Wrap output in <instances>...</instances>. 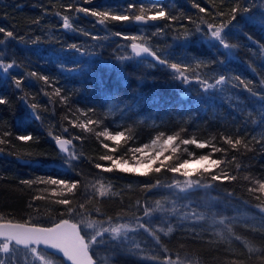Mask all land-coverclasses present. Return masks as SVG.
<instances>
[{"label": "trees", "instance_id": "16d2710c", "mask_svg": "<svg viewBox=\"0 0 264 264\" xmlns=\"http://www.w3.org/2000/svg\"><path fill=\"white\" fill-rule=\"evenodd\" d=\"M129 2L133 0H80V6L98 10H105L108 6L115 11H124ZM134 2L137 13L141 3L147 11L155 2L164 5L178 19L175 22H156L165 27L163 33L157 34L153 24L113 22L107 26L99 25L96 18L78 14L75 8L68 7L76 0H0V27L13 30L25 40L18 43L8 38L5 44L0 45L4 63L15 61L20 65L10 75L36 71L54 81L44 85L43 81L26 79L20 91L11 79H0V97L8 100L7 104H0V139L5 138V132L10 133L6 137L7 143L0 144V149H3L0 155V216H3V221L22 223L32 217L42 226H51L53 220L78 222L91 218L105 221V227H109L106 221L111 217L112 226L128 223L134 227L135 217H143V207L154 208L160 201L165 211L144 217L141 221L157 231L159 242L142 229L129 233L130 242L141 246L142 251L137 255L155 256L154 261L139 260L128 254L126 248L118 254L112 243H105L101 252L92 250V256L97 259L99 253H112L115 255L111 258L113 264H160L166 257L172 260L179 258L183 264H264V194L249 191L258 188V182H264V120L261 119L264 106L234 79L239 75L251 82L254 92H264V84L261 83L264 81V51L260 48L264 45V25L245 23L241 31L228 33V42L237 46L230 60L217 48H210L206 40L201 43V37L195 31L198 25L206 28L200 22L201 17L217 26L222 21L226 22L229 19L227 13L233 6L248 7L247 15L259 19L264 13V0ZM197 2L211 15L200 13L193 7ZM221 11L225 16L217 15ZM65 15L69 16L75 31L62 28ZM37 20L39 23H35ZM237 21L243 23L241 16H237ZM185 30L192 33L188 42L182 38ZM85 31L90 35L85 36ZM115 32L141 37L146 34L158 53L163 56L173 54L170 62L179 59L183 53L205 60L225 59V67L217 66L211 71L197 68L193 61L188 72L192 81L195 80L193 74L209 78V82H214L219 74L232 79L223 86V91L206 93L195 82L187 85L177 82L169 69L154 61L140 58L122 61L119 57L131 56L132 53L128 42L116 37ZM92 36L98 39L94 40ZM36 37H41L42 42L32 44ZM0 39H5L4 34H0ZM68 43H77L85 51L65 52L56 59L52 53L59 52L61 47L66 48ZM73 62L83 70L72 76L63 74L61 66H73ZM56 88L61 90L60 95L55 94ZM154 97L158 98V103H150ZM33 104L36 109L30 108ZM33 113L40 119L33 118ZM88 121L92 123L88 124ZM81 124H86L87 130L74 126ZM105 128L113 132L124 131L131 138L122 140L117 147L114 142L98 137ZM64 129L68 131L65 133ZM29 132L38 138V143L16 139L18 134ZM160 132L165 135L178 133L181 139L194 136L211 140L217 147L225 149V152L213 155V159L222 163L212 171L236 176V180L216 182L214 189H194L189 193H180L175 188L145 193L140 188L142 182L158 179L162 185H167L183 177L166 169L149 177H138L102 172L94 167L95 163L107 166V162L99 161V156L109 154L102 143H108L110 148H116V155L123 156L130 148L149 142ZM55 135L71 139L76 153L81 156L80 161L74 162L72 172L55 166L63 164L64 160L52 138ZM222 136L240 138L242 143L232 149L221 139ZM189 151L200 155L209 153L211 149L199 150L189 146ZM130 155L128 153L125 158L130 159ZM18 156L38 161L42 166L34 163L29 167L18 161ZM186 158L187 154H184L182 159ZM197 167L198 164L194 168ZM41 176L80 180L81 184L73 193H68L58 186L53 191L51 185L34 183L29 187L20 183L25 179L35 181ZM203 179L206 183L208 178ZM101 184L105 189L111 185L105 197L96 194ZM61 198H67L69 206L75 209L71 216L68 215L69 206L56 203ZM80 204H84V209L79 208ZM173 208L175 212L169 211ZM200 215L204 218L198 219ZM169 224L174 229L171 234L164 235L158 231L161 227L166 231ZM179 224H183V228L178 227ZM85 225H81L84 232Z\"/></svg>", "mask_w": 264, "mask_h": 264}, {"label": "snow or ice", "instance_id": "6c2138e0", "mask_svg": "<svg viewBox=\"0 0 264 264\" xmlns=\"http://www.w3.org/2000/svg\"><path fill=\"white\" fill-rule=\"evenodd\" d=\"M91 2V0H87ZM69 8H75V11L79 13H84L85 15H90L96 18V23L102 26H107L109 23H129L135 22L142 25L153 24L156 27V33L160 34L165 31V27L159 26L156 22L165 21L166 23L171 21L175 22L178 18L172 15L164 5L159 3H152V7L145 10V5L141 3L139 5V12L135 10L137 4L134 2H129L124 6V11H115L110 7L106 6L105 10H98L89 7L80 6V0H76V3H69ZM193 7L199 10L200 13L206 15H211L207 12V9L201 7L200 3H194ZM250 8L244 7L240 8L239 6H233L227 15L229 19L225 22L222 21L220 25H215L208 22L207 20L201 17V24L206 25L205 27H200L199 25L196 28V32L201 37V43L205 40L208 43L210 48H217L222 55L230 60L234 57V49H236L235 44L228 42L227 36L230 31H241L245 23L251 24H261L264 25V13H261L259 19L254 18L249 13ZM131 13V14H126ZM219 17L225 16L224 12H218ZM241 16L243 23L237 21V16ZM191 20V17H188ZM233 22H236L235 24ZM39 23V20L35 21ZM62 28L64 30L73 29V25L69 22V16H63ZM0 34H4L5 39H0V45H3L7 42V39L16 40L18 43L25 42L24 37L18 36L13 30H7L4 27H0ZM85 36L90 35L88 32H83ZM192 33L185 30L182 33V38L188 42L190 41V36ZM116 37H120L123 41L128 42V46L131 49V56H121L119 57L122 61H130L133 58H142L145 54L150 56L156 64L163 66L171 71L174 79L177 82L182 84H189L195 82L198 84L203 92H210L213 90L223 91V86L226 85L232 77L219 74L218 78L214 79V82H209V78H205L200 74L195 75V80L192 81L189 79L188 72L193 67V61L197 68L203 67L207 68L209 71L213 70L215 67H225V59H220L219 57L216 60H205L202 58H197L190 56L187 53H183L179 59H176L174 62L173 54L169 56H163L162 53H158L157 50L150 44V39L144 34L142 37L137 35H127L122 34L121 32H115ZM249 40H252L250 35H247ZM92 39H98L96 36H92ZM140 40L141 42H137ZM41 37H36L32 40V44L41 43ZM262 51H264V45H260ZM39 51L38 49L36 50ZM80 52L83 53L85 49L77 43H68L66 48L61 47L59 52H54L52 55L56 59H60L61 55L65 52ZM156 65H152L155 67ZM20 65L15 61L10 63H4V59L0 56V79L7 80L11 79L14 87L17 90L22 91L23 82L27 80L43 81L44 85H50L54 83L53 79L48 75H42L36 71L28 72L26 75L12 76L10 75L12 70L19 69ZM61 72L68 76L74 74H79L83 70L82 66L76 65V62H73V66H61ZM254 71V69H252ZM234 79L238 81L239 85L243 86V90L250 93L252 96L256 97L262 106H264V92L253 91V88L250 86V81H245L241 79L239 75L235 76ZM264 84V81H261ZM61 90L56 88L55 94L60 95ZM23 99V97L21 98ZM116 99V97H113ZM141 99L144 97L141 95ZM8 100L5 97H0V104H7ZM150 103H158V98L154 97ZM36 105L33 104L30 106L31 109H36ZM130 107V106H129ZM264 111V107H262ZM33 118L40 119L39 116H36L33 113ZM264 120V116L261 117ZM92 121H88V124H91ZM80 127L83 130H87L86 124L74 125ZM65 133L68 129L63 130ZM10 133L5 132L4 139H0V144L7 143L6 137ZM49 135H52L51 132ZM98 137H103L107 141L114 142V144L119 147L122 140L130 139L127 137L124 131H110L108 128H105L103 131L98 133ZM58 150L64 155L63 166L67 171H74V162L81 160V156L78 155L72 146L71 139H63L61 135L52 136ZM17 140L21 142H35L38 143V138L35 137L32 133L27 134H18L16 137ZM75 139H80V137H75ZM214 139V138H213ZM221 139L227 144L230 145L232 149H236L238 145H241L242 141L240 138L233 139L231 137L222 136ZM183 145V148H181ZM189 146H192L194 149L203 150L205 148H210L211 151L207 154L196 155L195 151H189ZM102 147L108 150L109 154H104L99 156V161L107 162V166L104 163H95L94 167L100 169L102 172H120L124 174H130L138 177H149L152 173H160L162 169L173 174H180L183 179H174L171 184L162 185L160 180L155 182H142L140 188L145 193L151 192L154 189L160 188H175L178 189L180 193H189L194 189H214L216 182L223 183L224 181H234L236 176L229 175L227 173L215 174L212 170L218 168L222 161L213 159V155L217 152H225V149L219 148L211 140H201L196 137L181 139L180 135L170 134L165 135L164 132H160L158 135H155L150 139L149 142L140 144L138 147H133L128 150L130 153V159L125 158L128 153L125 155H116V148H110L108 143H102ZM3 149H0L2 153ZM167 153V155L165 154ZM187 154L186 159H182V156ZM28 155H31L29 153ZM18 161H21L23 164L31 167L34 163L39 165L38 161L33 160H24L21 157H17ZM235 159V158H233ZM195 162L199 165L197 168H190L189 165ZM158 165V166H156ZM139 169V171H138ZM79 174V173H77ZM207 177V182H204V179ZM23 185H28L31 187L34 183L45 184L53 186V191L55 187L58 186L61 189H66L68 193H73L75 189L81 184L80 180H69V179H60L53 176L47 177H37L35 181L31 179H25L20 181ZM99 183V181H98ZM259 187L256 189H249V191H255L260 194H264V182H258ZM111 189V185H108V188L105 189L103 184L100 185V190L96 193L100 197H105L108 195V191ZM44 197H34V199H43ZM56 203L64 206H69L70 201L67 198H61L56 201ZM139 206V201L137 202ZM80 209H84V204L79 205ZM139 210V208H138ZM99 211V209H97ZM164 206L160 201L156 202L154 208L143 207V217H135V225L130 226L128 223L117 224L112 226V218L107 219L109 227H104L105 221H97L94 219H84L73 222L72 219H60L59 222L55 220L51 221V226L45 227L38 222H34L32 217L24 223L12 221L0 222V238H3L0 242V253L10 254L13 252V246H23V248L28 249L32 256L41 261L42 264H52V261L46 259L45 255L39 250V246L43 245L46 248L55 250V254H62L65 258V264L71 262V264H96L93 260L91 254L94 246H99L105 243H112L114 245V251L120 253L125 248L127 253L133 257L144 260V261H154L155 256H138V251H142L140 244L131 243L129 238V233L136 232L137 230L142 229L144 232L148 233L154 240L159 242L160 237L157 235V231L153 230L148 226V223L141 222L144 217H153L154 213L164 212ZM175 212V209L169 210ZM75 212V209L68 207V215L71 216ZM198 219H203V215L197 217ZM183 219V217H182ZM0 221H3V216H0ZM82 224H86L88 229H94V231L89 234L83 231L81 227ZM183 224H179L178 227L183 228ZM159 232H163L164 235L171 234L174 229L169 224L167 230L164 228H159ZM110 234L108 239H105V234ZM166 251V250H165ZM252 251V249H250ZM0 264H16L15 256H11L10 259L0 257ZM165 264H179V258L173 261L171 258H165Z\"/></svg>", "mask_w": 264, "mask_h": 264}, {"label": "rangeland", "instance_id": "374dc122", "mask_svg": "<svg viewBox=\"0 0 264 264\" xmlns=\"http://www.w3.org/2000/svg\"><path fill=\"white\" fill-rule=\"evenodd\" d=\"M64 139V138H63ZM197 164L195 163V162H192L190 165H189V167L190 168H194L195 166H196ZM56 167L58 166H62V168H65L64 166H63V164H56L55 165ZM138 171H139V169H138ZM178 190V189H177ZM263 211H264V209H262ZM115 226V225H114ZM105 227V226H104ZM85 232L87 233H89V234H91L93 231H94V229H88L87 227H86V225H85ZM110 234H107L106 233V235H105V237H107V236H109ZM103 246H105V244H101V245H99V246H94V248H93V250L94 251H96V250H99V252H101L102 251V247ZM14 250H13V252L12 253H10V254H3V253H0V257H2V258H6V259H10L11 258V256H15V258H16V264H42V262L41 261H39V260H37V259H35L33 256H32V254H31V252L28 250V249H18V250H16L15 248H13ZM42 253V252H41ZM97 253V252H96ZM43 254V253H42ZM43 255H45V254H43ZM46 257V259H48V260H50V261H52V264H63L60 260H57V259H55V258H53V257H51V256H45ZM115 257V255L114 254H112V253H110V254H98V257H97V259L96 258H94L93 257V260L96 262V264H113L112 263V259L111 258H114ZM173 261H175V260H173ZM160 264H165V262L163 261V262H161ZM179 264H183V263H181L180 261H179Z\"/></svg>", "mask_w": 264, "mask_h": 264}, {"label": "flooded vegetation", "instance_id": "af4514ba", "mask_svg": "<svg viewBox=\"0 0 264 264\" xmlns=\"http://www.w3.org/2000/svg\"><path fill=\"white\" fill-rule=\"evenodd\" d=\"M12 222H16V221H12ZM20 223H22V222H20ZM2 240H3V238H0V242H2ZM13 248H15L16 250H18V249H25V248H23V246H13ZM39 249H42V250H40V251H41L43 254H45V256H51V257H53V258H55V259H57V260H60L63 264H65L63 258L60 257L59 255H56V254L51 253V252H48V251L44 250L41 246H39ZM13 250H14V249H13Z\"/></svg>", "mask_w": 264, "mask_h": 264}, {"label": "water", "instance_id": "95a60500", "mask_svg": "<svg viewBox=\"0 0 264 264\" xmlns=\"http://www.w3.org/2000/svg\"><path fill=\"white\" fill-rule=\"evenodd\" d=\"M138 24V23H137ZM138 25H142V24H138ZM148 25H150V24H148ZM139 43V42H138ZM130 47V46H129ZM130 51H131V49H130ZM140 59H145V60H150V61H154L150 56H147L146 54L142 57V58H140ZM155 62V61H154ZM0 155H1V153H0ZM0 222H4V221H0ZM59 222V221H58ZM13 223H16V222H13ZM45 227H48V226H45ZM41 247L44 249V250H46V251H48V252H51V253H54L55 254V250H52V249H49V248H46V246H43V245H41ZM57 255V254H56ZM60 257H62L63 258V256H62V254H58ZM63 260H64V262H65V258H63ZM67 264H71V262H67Z\"/></svg>", "mask_w": 264, "mask_h": 264}, {"label": "bare ground", "instance_id": "6f19581e", "mask_svg": "<svg viewBox=\"0 0 264 264\" xmlns=\"http://www.w3.org/2000/svg\"><path fill=\"white\" fill-rule=\"evenodd\" d=\"M8 2V1H7ZM174 5V4H173ZM178 9V8H177ZM173 10V9H172ZM246 30H248V29H246ZM198 50V49H197ZM249 50H251V49H249ZM196 51V50H195ZM199 51H200V49H199ZM250 52V51H249ZM253 52V51H252ZM195 53V52H194ZM248 56V55H247ZM249 56H251V55H249ZM248 56V57H249ZM256 57V56H255ZM252 58V57H251ZM41 62V61H40ZM253 62H254V59H253ZM45 72V71H44ZM133 72V71H132ZM133 74V73H132ZM56 75V74H55ZM58 78V77H57ZM57 80V79H56ZM148 242V241H147ZM147 244V243H146ZM149 245V244H148ZM150 246V245H149Z\"/></svg>", "mask_w": 264, "mask_h": 264}]
</instances>
